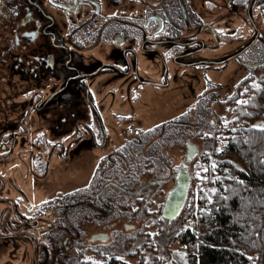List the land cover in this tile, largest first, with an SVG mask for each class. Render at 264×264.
Here are the masks:
<instances>
[{
  "label": "flooded vegetation",
  "instance_id": "obj_1",
  "mask_svg": "<svg viewBox=\"0 0 264 264\" xmlns=\"http://www.w3.org/2000/svg\"><path fill=\"white\" fill-rule=\"evenodd\" d=\"M262 3L264 0H0V75H7L9 88L21 89L10 103H2L0 122L8 124L0 131V148L7 154L0 153V162H19L25 154L28 173L36 175L37 168L48 171L45 155L76 161L83 152L93 154L98 149L104 151L103 158L108 156L110 134L105 127L104 102L97 98L104 88L106 98L109 92L114 98L116 93L147 85L170 87L183 75L181 68L222 66L225 61H204L230 56L249 70L263 66L257 65L264 62L260 34L243 52L247 44L219 54L222 41H210L219 39L218 22L227 21L228 15L248 20L252 41L256 35L253 22L258 26L256 12ZM205 49H214L212 53L219 55L199 59L197 54ZM34 118L43 123L36 130L28 125ZM51 121V129H45ZM60 137L66 138L55 141L57 146L44 145ZM189 162L187 158L179 169H186L184 164L189 166ZM0 178L17 185L1 172ZM89 182L90 187L80 188L75 197L82 209L73 211L74 224L66 213L79 205L76 201L37 206L28 199L23 207L15 196L0 194V203H9L0 209V229L4 230L0 240L32 248L31 264H47L50 258L70 255L85 240L86 228L92 229L89 242H108V224H99V218H108L114 211L104 195L114 187L127 193L130 189L112 178L100 188L96 177H90ZM107 201H113L112 193ZM48 206L55 220L46 234H41L48 239L46 246L39 231L46 223L43 214ZM107 208L111 211L105 212ZM100 233L108 234V239L95 238ZM180 253L173 252L165 263L186 264Z\"/></svg>",
  "mask_w": 264,
  "mask_h": 264
},
{
  "label": "rangeland",
  "instance_id": "obj_2",
  "mask_svg": "<svg viewBox=\"0 0 264 264\" xmlns=\"http://www.w3.org/2000/svg\"><path fill=\"white\" fill-rule=\"evenodd\" d=\"M228 11L225 8V12ZM263 14L264 9L257 7L258 24H262ZM217 26L220 37L211 38L210 41H222L219 54L242 48L251 41L250 25L243 16L228 15V20L219 21ZM235 33L239 36L231 38ZM213 50L201 51L197 54L198 58H215L219 54L214 55ZM263 70H249L237 58H233L222 66L181 68L183 75L174 81L173 87L147 85L133 92L116 93L114 98L110 92L106 98V88L99 90L97 98L104 102L105 127L110 134L106 144L108 156L103 158L104 151L98 149L93 154L83 152L82 157L76 161L63 159L62 155H50L49 158L45 155L48 171L37 168L36 175L28 173L30 164L25 154L19 162L1 161L0 172L6 180L12 178L17 185L0 178V194L15 196L23 207L28 199L37 206H52L54 203L69 205L76 201L79 205L73 206L66 213V217L74 224L77 219L74 218L73 211L82 209L81 201L75 199L79 189L90 187V177L97 178L98 188L112 178L130 191L127 193L114 187L111 192L113 201H107L111 193L107 197L104 195V200L114 211L108 218H99V224H108V242H89L92 229L86 228L83 233L85 240L79 247L59 260L54 257L48 259L47 264H90L101 261L104 257L110 261L114 256L125 264H161L159 260H170L173 252H181L186 264H190L191 252L186 249L183 233L193 226L194 216L190 213L195 211V215H198L205 207L198 202L193 205V200L196 190L204 186L203 181L209 176V159L215 166L216 159L230 158H223L221 155L218 157L226 146V126L233 127L235 124L233 118L237 112L236 104L230 98L237 94V84L241 80L253 74L259 75ZM4 76L7 78V75ZM4 76L0 75V110L3 102L10 103L13 95L21 92L20 88H9L11 85ZM240 100L241 97L237 103ZM7 124L0 122V131ZM42 124L37 119L28 123L33 130ZM52 124L51 121L44 128L50 130ZM65 138L60 137L53 142L51 139V142L44 145L49 148L57 146V143H53ZM188 141L199 147V153L188 166L192 175L189 197L181 214L176 219L169 220L163 217V208L167 195L177 183L179 167L187 162ZM0 153L7 154L1 148ZM41 173L45 175L42 177ZM217 175L216 168L214 177ZM55 195L59 197L56 199ZM6 204L9 203H0V209ZM97 204L101 205V202L98 201ZM49 206L43 214L46 215V223L39 231V237H42V233L46 234L55 220L48 210ZM108 211L111 209L105 210ZM127 224L134 226L127 228ZM3 231L0 229V232ZM41 240L48 246V239L42 237ZM31 251L32 248L15 247L11 242L0 240V264H31ZM41 259L46 261L45 255Z\"/></svg>",
  "mask_w": 264,
  "mask_h": 264
},
{
  "label": "trees",
  "instance_id": "obj_3",
  "mask_svg": "<svg viewBox=\"0 0 264 264\" xmlns=\"http://www.w3.org/2000/svg\"><path fill=\"white\" fill-rule=\"evenodd\" d=\"M258 27L264 42V14ZM237 90L230 98L235 124L226 126V146L218 154L231 159H216L215 166L209 159V176L193 200L205 207L190 213L193 226L183 233L190 264H264V70L241 80ZM112 258L90 264H125Z\"/></svg>",
  "mask_w": 264,
  "mask_h": 264
},
{
  "label": "water",
  "instance_id": "obj_4",
  "mask_svg": "<svg viewBox=\"0 0 264 264\" xmlns=\"http://www.w3.org/2000/svg\"><path fill=\"white\" fill-rule=\"evenodd\" d=\"M254 21V20H252ZM255 29H256V35L252 39V41L247 44L245 47L240 52H243L246 48H248L252 43L256 41L260 34V30L255 23L253 22ZM234 56H230L224 60L220 61H204L205 63L213 64V63H222V62H227L228 60L232 59ZM199 63V62H198ZM264 64V62L257 63V65ZM199 153V147L197 144L194 142H188L187 143V158L188 161H191L197 154ZM186 169L180 168L178 173H177V183L176 185L170 190L169 194L167 195V199L165 201V205L163 208V217L173 220L176 219L184 209L188 197H189V192L192 184V175L188 170V164H184ZM127 228H132L134 225L127 224ZM108 234L103 233V234H98L95 236V238H101L104 241L108 239Z\"/></svg>",
  "mask_w": 264,
  "mask_h": 264
}]
</instances>
